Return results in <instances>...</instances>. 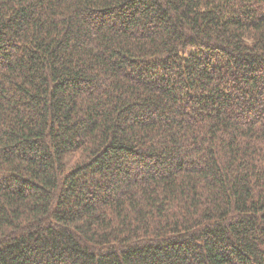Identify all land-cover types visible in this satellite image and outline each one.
<instances>
[{
  "label": "trees",
  "instance_id": "obj_1",
  "mask_svg": "<svg viewBox=\"0 0 264 264\" xmlns=\"http://www.w3.org/2000/svg\"><path fill=\"white\" fill-rule=\"evenodd\" d=\"M0 264H264V0H0Z\"/></svg>",
  "mask_w": 264,
  "mask_h": 264
}]
</instances>
